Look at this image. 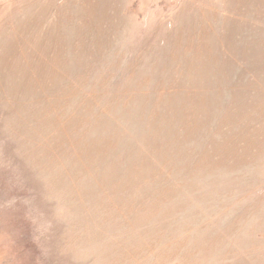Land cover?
<instances>
[{
  "label": "rangeland",
  "instance_id": "obj_1",
  "mask_svg": "<svg viewBox=\"0 0 264 264\" xmlns=\"http://www.w3.org/2000/svg\"><path fill=\"white\" fill-rule=\"evenodd\" d=\"M0 264H264V0H0Z\"/></svg>",
  "mask_w": 264,
  "mask_h": 264
}]
</instances>
